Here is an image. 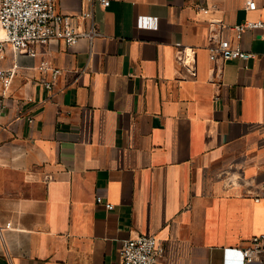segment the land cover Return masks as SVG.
Masks as SVG:
<instances>
[{
	"label": "crops",
	"instance_id": "0c3cea01",
	"mask_svg": "<svg viewBox=\"0 0 264 264\" xmlns=\"http://www.w3.org/2000/svg\"><path fill=\"white\" fill-rule=\"evenodd\" d=\"M255 2L110 0L94 7L92 44L8 49L1 66L19 69L0 104V264H120L139 235L164 244L162 264H234L227 250L264 236V40L244 34L249 62L208 51L225 25L264 18ZM58 4L88 28L89 0ZM179 48L196 50L194 75ZM42 61L62 70L52 90Z\"/></svg>",
	"mask_w": 264,
	"mask_h": 264
},
{
	"label": "built area",
	"instance_id": "2783aa9c",
	"mask_svg": "<svg viewBox=\"0 0 264 264\" xmlns=\"http://www.w3.org/2000/svg\"><path fill=\"white\" fill-rule=\"evenodd\" d=\"M58 1L0 0V104H4L8 99L13 79L19 69L17 64L10 69L1 66L7 58L8 49L35 57L36 47L40 45L56 42L71 48L82 39H88L92 44L100 36L95 26L94 7L98 4L107 8L110 6V0H89L91 8L83 13V17L88 21V28L84 31L75 27L72 18L61 12ZM241 8L254 11L257 4L255 0H242ZM224 27L229 31V35L221 37L208 48L210 60H254L257 55L243 47L242 39L248 32H260L264 40V18L245 20ZM177 61L186 67L191 75L195 74V49L179 48ZM38 69L43 73H51V78L45 80L43 85L52 90L57 85L62 70L48 61H42ZM96 201L104 204L108 210L114 207L101 196H98ZM7 227L10 228L11 223H8ZM250 243L251 245L245 248L227 250V255L237 256L238 260L234 264H253L264 257V236L254 237ZM164 255L165 246L159 239L152 235H139L122 242L120 264H162ZM226 261V264H232L231 261Z\"/></svg>",
	"mask_w": 264,
	"mask_h": 264
},
{
	"label": "water",
	"instance_id": "95a60500",
	"mask_svg": "<svg viewBox=\"0 0 264 264\" xmlns=\"http://www.w3.org/2000/svg\"><path fill=\"white\" fill-rule=\"evenodd\" d=\"M228 253V252H227Z\"/></svg>",
	"mask_w": 264,
	"mask_h": 264
}]
</instances>
